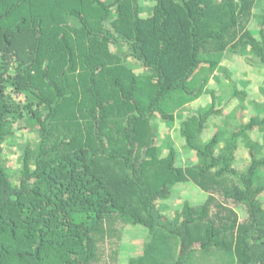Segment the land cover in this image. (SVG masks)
<instances>
[{"label":"trees","instance_id":"trees-1","mask_svg":"<svg viewBox=\"0 0 264 264\" xmlns=\"http://www.w3.org/2000/svg\"><path fill=\"white\" fill-rule=\"evenodd\" d=\"M229 51L264 66V0H0V264H120L125 228L147 235L127 264H264V155L247 136L264 117L202 139ZM177 119L186 166L156 125ZM18 123L32 140L11 171Z\"/></svg>","mask_w":264,"mask_h":264},{"label":"rangeland","instance_id":"rangeland-1","mask_svg":"<svg viewBox=\"0 0 264 264\" xmlns=\"http://www.w3.org/2000/svg\"><path fill=\"white\" fill-rule=\"evenodd\" d=\"M255 12L257 15L261 13L260 10H255ZM252 22L251 28L258 27L257 20L254 19ZM222 67L223 69L216 74L217 76H214L209 82L207 89L211 94L206 93L202 97L201 107L208 108V105L212 103L213 95L217 101L216 108H224V116L212 120L211 127L202 134L204 142L211 139L216 131H224V136L229 137L236 124L246 123L254 116L264 117V66L260 65L254 56L242 55L239 57L238 54L229 51L222 62ZM198 108H200L199 105ZM197 109L192 106L184 112V117H189ZM181 122L182 120L177 119L172 125H169L157 120L156 125L161 141H165V135H169L170 139L180 147L178 165L186 166L191 162L193 154L184 147V139L178 135V127ZM23 124L16 125L15 137L13 140H8L4 150L8 161L7 165L11 171L17 170L20 166L19 145L28 139L32 140L29 130L22 129ZM247 136L249 140H259L262 144L261 155H264V129L253 130ZM176 191L177 194L168 207L170 215L181 208L184 200L192 199L199 193L198 188L191 185L181 186ZM120 242L122 243L119 255L120 264H127L130 258L144 252L143 245L147 242V235L140 229L125 228L121 232Z\"/></svg>","mask_w":264,"mask_h":264}]
</instances>
